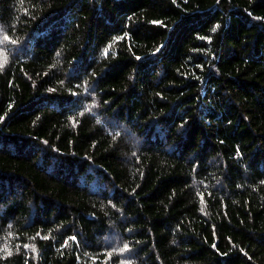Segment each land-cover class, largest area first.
Wrapping results in <instances>:
<instances>
[{
    "label": "trees",
    "instance_id": "1",
    "mask_svg": "<svg viewBox=\"0 0 264 264\" xmlns=\"http://www.w3.org/2000/svg\"><path fill=\"white\" fill-rule=\"evenodd\" d=\"M0 52V264H264V0H0Z\"/></svg>",
    "mask_w": 264,
    "mask_h": 264
},
{
    "label": "snow or ice",
    "instance_id": "2",
    "mask_svg": "<svg viewBox=\"0 0 264 264\" xmlns=\"http://www.w3.org/2000/svg\"><path fill=\"white\" fill-rule=\"evenodd\" d=\"M4 39H8V37H4ZM6 62H7L6 56H4L2 52H0V68H3Z\"/></svg>",
    "mask_w": 264,
    "mask_h": 264
}]
</instances>
